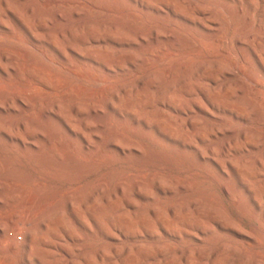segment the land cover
I'll list each match as a JSON object with an SVG mask.
<instances>
[{
  "label": "bare ground",
  "instance_id": "bare-ground-1",
  "mask_svg": "<svg viewBox=\"0 0 264 264\" xmlns=\"http://www.w3.org/2000/svg\"><path fill=\"white\" fill-rule=\"evenodd\" d=\"M108 1L120 7L0 0V171L17 159L43 169L16 183L0 179V256L17 264H228L238 249L225 257L224 244L208 248L210 223L222 227L216 216L206 226L199 201L166 210L159 197L142 202L148 190L161 187V173L137 170L128 176L131 191L125 180L112 188L109 181L114 172L127 175V163L145 164L137 138L157 153L200 160L219 153L216 168L203 164L210 176L229 177V164L240 182L264 177V0ZM132 74L143 76L123 93L135 99L118 109V92L102 86ZM153 89L157 100L146 97ZM155 106L162 107L156 114L150 111ZM230 152L239 155L241 169L227 160ZM248 157L252 174L244 170ZM69 167L92 168L99 176L82 185L84 178L65 176ZM171 186L190 195L185 185ZM248 187V213L264 221V208L255 202L264 191ZM223 195L233 200L227 189ZM18 223L25 230L21 248ZM94 229L91 237L108 243L84 252L77 242ZM253 230L239 236L258 248ZM250 264L264 260L258 255Z\"/></svg>",
  "mask_w": 264,
  "mask_h": 264
},
{
  "label": "rangeland",
  "instance_id": "rangeland-1",
  "mask_svg": "<svg viewBox=\"0 0 264 264\" xmlns=\"http://www.w3.org/2000/svg\"><path fill=\"white\" fill-rule=\"evenodd\" d=\"M95 1L97 4H99L105 9L113 10L120 7L119 4L113 3L108 0H95ZM1 43L2 42H0V44ZM142 76H143L142 74H132L126 77H119L117 81L106 82L102 86V89L104 92L106 91L118 92L119 102L116 103V108L119 109V107L121 106L123 107L126 104L125 102L134 101L135 99L133 93L128 92L124 94L123 87H125L126 85L135 84V82L138 79H140ZM157 79L160 80V77L158 76ZM156 95H157L156 89H153L148 94H146V97L153 98V100L154 99L157 100L158 95L157 96ZM42 99L44 100V98H41V100ZM120 109L123 112L122 115L124 119H129V116L125 114L123 108ZM161 109L162 107L155 106L154 108L150 109V111L156 114ZM170 112H171V116L175 115L173 111ZM100 115H101V120H104L102 119V114ZM127 127L128 126L123 125L118 127V130L122 131ZM137 140L142 145L144 152L143 162L145 164L143 166H137V165L134 166V164L132 163H127L126 165L123 166L126 169V173H128L127 175L126 174L118 175V172H114L115 174L113 173L111 175L112 178L109 181V186L111 188L114 187L118 182L125 180L126 191H131L132 182L130 180V177L128 176H135L137 174V170L142 169L145 175L161 173L165 178L161 183V187H155L153 190H148L147 191L148 195L146 199L142 201L143 203L152 202V199L159 197L161 198L162 201L160 209L166 210L179 203L187 204L190 202V200H197L201 204V211H202L201 213H203V221L206 222V226L209 227L208 221H211V218L216 216V218L218 217L217 219L219 220V224L222 227V229H220L217 228V226L210 223L211 229H209V231L206 233L207 237H211L213 235V237L208 242V248H210V250L216 248L218 244H224L225 251L223 254L225 257H229L230 249L237 248L238 255L234 258L231 257L232 259H230L231 261L228 264H236L235 260L243 257L244 255L247 256V260L241 261L238 264H250L254 261V259L258 255L261 257L262 260H264L263 259L264 258V221H262L261 218L253 219L249 215L250 213H248V208L250 209V206H252L253 195L248 194L245 191V189L248 186L251 187L250 189L254 193L255 192L260 193V191H264V177H260L258 179V181L260 180L259 182L251 178L250 179L247 178L246 181L240 182L233 173V171L230 169L229 164L225 165L226 168L225 171L229 173V177L228 176L222 177L220 174H218L217 171L213 174L211 173L212 175L210 176L207 170L203 168V164L208 163L209 165L211 164L213 168H216L214 161L220 158L218 152H217L218 154H216L217 156L207 154L203 160L202 159L200 160L194 155H173L172 153L169 152L157 153L159 152L158 149H156V147L153 144H151L150 141L142 138H137ZM185 150L188 152H192L193 148H185ZM4 152L5 149L0 148V153L4 154ZM125 153L128 154L127 151ZM238 156L239 155L236 154L235 152H230L229 157L227 158V160H230L232 167L237 170L241 169V164H242ZM166 160H169L170 162L172 161L173 162L172 165L165 166L163 163ZM252 160L253 157H248L246 160V167L244 168V170L247 172V174H252L255 171L254 168L252 167V163H251ZM9 161L10 160H6L7 165H5V167H3L2 170L0 171V179L6 178L3 179L6 182L8 181L10 183H14L16 180H17L16 182L24 180L27 176L35 177L39 172H42L43 170L42 167L36 166L39 169L34 171L32 167L23 165L25 163L22 159L21 160L17 159L13 163H11V161L9 163ZM13 170L16 171L14 172ZM18 171L21 173L19 174ZM93 171L94 170H92V168L74 169L69 167V169H66L63 173H65V176L70 180H78L79 178H84L82 182V185H84L94 181L95 178L99 176L98 173L96 174V172L94 173ZM106 171L108 170L104 169L101 170L100 172L104 173ZM262 174L264 175V171ZM171 180H172L171 182L172 184L177 183L178 185H185L189 187L190 195L188 196L182 195L178 190H176L174 186H171L172 184L169 183V181ZM5 181L2 182L4 183ZM144 183H149L147 178ZM223 189H227L230 192L233 199L232 201L228 200V198H226V196L223 195ZM255 202L260 204V206L264 208V195H261V197L257 199ZM242 207L246 208V212L240 213L239 210ZM2 214L4 216V213H0V217H2ZM241 216L243 218L242 223L239 226L236 225L237 223L232 225L231 220L236 222V220L239 219ZM260 221H262L263 223ZM255 227L259 231V240L261 242V245L258 248L248 247L247 246L248 243L244 239H242V236L244 235L246 236V235L256 234L253 230V228ZM3 228L4 230L6 229L5 231L9 230V228L6 227ZM21 228L22 226L18 223L17 232H16L17 233L16 241L19 244L20 248L23 247L24 245L23 243L25 237V230L23 228L22 230ZM86 231H87V236L84 242H77L80 244L81 243L84 244L85 246V249L83 250L84 252H93L101 245L108 243L107 240H102L99 236L98 237L100 239V242H97L98 240L93 239L91 237L92 235H94V233L96 234V229H94V232L88 230ZM239 234L242 236H239ZM147 239L149 240V238ZM192 243L193 245H199L198 242H196V240H194ZM74 253L77 254L78 251L75 250ZM5 257L6 256H0V264H17L16 260L9 257L6 258Z\"/></svg>",
  "mask_w": 264,
  "mask_h": 264
}]
</instances>
